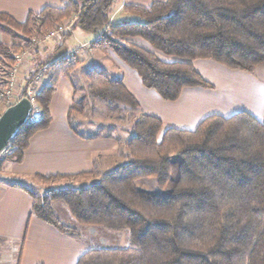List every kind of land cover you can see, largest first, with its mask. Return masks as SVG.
<instances>
[{
    "label": "trees",
    "instance_id": "1",
    "mask_svg": "<svg viewBox=\"0 0 264 264\" xmlns=\"http://www.w3.org/2000/svg\"><path fill=\"white\" fill-rule=\"evenodd\" d=\"M120 1L60 0L62 7L30 12L23 23L0 13V23L25 36L22 46L0 43L3 74L8 75L15 53L31 50L32 39L42 38L69 19L74 22L63 33L64 40L75 30L98 35L96 47L111 51L136 71L144 87L165 101H175L183 88L213 87L194 69L193 60L207 59L243 72L264 63V0L124 5L123 12L138 21L110 22L112 8ZM134 38L176 60H161L155 52L130 41ZM49 63V76L37 94L40 119L20 129L10 142L12 153L0 160V167L5 161L20 163L31 136L49 126V103L56 83L61 76L70 78L77 66L63 56ZM86 79L91 99L122 106L133 115V134L121 146L125 162L97 183L51 189L41 196L14 184L30 193L36 218L68 237L79 235L57 218L54 202L65 205L79 225L128 232L127 248L91 249L77 264H264V123L246 112L227 118L210 115L194 130L168 128L158 141L161 120L140 110L120 77H110L104 68L94 66ZM174 156L181 160L166 197L136 188V182L147 178L159 189L165 188Z\"/></svg>",
    "mask_w": 264,
    "mask_h": 264
},
{
    "label": "crops",
    "instance_id": "2",
    "mask_svg": "<svg viewBox=\"0 0 264 264\" xmlns=\"http://www.w3.org/2000/svg\"><path fill=\"white\" fill-rule=\"evenodd\" d=\"M157 1L164 0H121L112 8V22L127 21L129 15L123 12L124 5L148 7ZM47 6L62 7V3L60 0H0V13L23 23L30 12L38 13ZM4 26L0 23V43L22 46L25 38L16 30L13 38L5 37L9 29H3ZM62 35L57 41L37 50L24 72L25 79L32 76L39 65L64 56L79 44L91 43V53L69 58L72 62L79 60L76 72L89 65L104 68L107 72L110 65L111 69L121 72L123 85L136 99L141 111L159 118L162 129L191 130L207 116L227 118L238 112H246L264 123V63L257 65L252 72H243L207 59L193 60L194 69L213 87L183 88L175 101H165L156 92L144 87L136 71L111 51L96 47L94 44L98 35L80 30L73 31L65 40ZM130 41L152 51L141 39ZM155 54L162 60L157 52ZM167 59L169 62L176 60L174 57ZM218 74L222 75V99L217 90L220 85L209 79ZM6 81L7 75L0 69V88L5 86ZM76 96L74 78L61 76L49 103V126L31 136L20 163L5 161L0 167V264H77L88 250L108 247L109 243L98 246L100 238L108 242L112 235H116L100 227L79 225L72 217H67L69 226L79 232L77 239L68 237L36 218L32 213L33 198L30 193L14 186L20 184L30 191L26 183L38 177H74L85 181L96 177L94 180L98 181L122 163L119 156L116 159L117 155H122V145L114 135L79 136L70 128V112ZM161 137L162 134L158 135V141ZM120 235L124 240L121 245L118 243V248H127L129 236L125 232ZM112 242L115 243L113 239Z\"/></svg>",
    "mask_w": 264,
    "mask_h": 264
},
{
    "label": "rangeland",
    "instance_id": "3",
    "mask_svg": "<svg viewBox=\"0 0 264 264\" xmlns=\"http://www.w3.org/2000/svg\"><path fill=\"white\" fill-rule=\"evenodd\" d=\"M127 21L126 22H136L138 19L133 16H127ZM64 23V21L61 23V25ZM5 28L3 29H9L6 30L5 37L7 38H13L15 30L8 28V26H4ZM14 31V32H13ZM19 33V32H18ZM22 35V34H21ZM24 38L25 36L22 35ZM32 36H34L32 34ZM71 42V41H70ZM144 45L147 46L150 50L154 51L146 42L142 41ZM157 52V51H155ZM158 55L161 56L162 60L169 62L167 59L168 56L163 55L160 52H157ZM56 61V59L54 60ZM77 60H74L72 63H76L80 65V63L75 62ZM106 61V60H104ZM53 62V61H52ZM107 62V61H106ZM50 64V63H49ZM48 64V65H49ZM49 67V66H48ZM92 66H84L82 69H80L79 73L76 72V68L72 71L70 77L74 78L75 82V87L77 91V96H76V102L74 104V107L72 109V113L70 112V119L69 123L71 127H73L78 133L83 134L84 136H92V135H114L115 138L120 142V145L124 146L129 139V137L133 134V125H132V119L133 115H131L130 112H124V109L122 106H108L107 104L98 101V100H93L89 97L87 94V86L88 82L86 79V73L87 71L90 70ZM0 69L2 71H5V67L3 66L2 62L0 61ZM132 69V68H131ZM133 70V69H132ZM135 71V70H134ZM86 72V73H84ZM108 73L110 77H120L122 79V73L115 71L110 68V65L108 67ZM49 75H47L46 78H48ZM212 82H214L216 85H220L217 87L219 90L218 93L220 95V99H222V75H212L209 77ZM47 80V79H46ZM45 80V82H46ZM45 82L40 84L38 86V89H40ZM4 88V86L2 87ZM39 91V90H38ZM141 110V109H140ZM182 126V125H180ZM169 127L166 128H161V131L159 135L163 134V132L168 129ZM196 128V127H195ZM194 128V129H195ZM178 129V128H176ZM191 129V130H194ZM180 130H187V128L180 129ZM189 130V129H188ZM121 154L124 152V148H121ZM12 153V150L9 151L8 153H4L1 157L0 160L2 159H7V157ZM123 162H125L124 159V154L122 155H117L116 159H119ZM180 157L179 156H174L171 159V176L166 184L165 188L159 189L153 179L147 178V179H142L138 182H136V188L142 191H147L152 194L160 195L162 197H166L170 191L172 190L175 181L177 179V174H178V165L180 163ZM96 177L93 178V180H82V179H75L74 177L72 178H52V179H40V178H35V179H30L28 183H26L28 188L30 189L31 192L35 193L38 196L43 195L46 191L51 190V189H58V188H64V187H70V188H80L84 186H88L93 183H97L98 181H95ZM101 179V178H100ZM93 183H90V182ZM89 182V183H87ZM53 209L54 212L57 216V218L66 226H69L67 221L69 220L67 217H72L70 213L68 212L67 208L65 205H63L61 202H54L53 203ZM68 215V216H66ZM67 223V224H66ZM71 227V226H69ZM73 228V227H71ZM101 228V227H100ZM75 229V228H74ZM104 229V228H103ZM77 230V229H76ZM125 234H128V232L124 231ZM124 232L116 233V235H112V237L108 240V242L103 241L106 239L100 238V244L98 246H106L108 245L107 248H99V249H123V248H118L119 244L121 245V241L124 240L123 235H120ZM78 235L79 232L77 231ZM114 233V232H113ZM112 239L114 240L115 243L112 242ZM103 241V242H102ZM118 241V242H116ZM129 241V239H128ZM119 243V244H118Z\"/></svg>",
    "mask_w": 264,
    "mask_h": 264
},
{
    "label": "built area",
    "instance_id": "4",
    "mask_svg": "<svg viewBox=\"0 0 264 264\" xmlns=\"http://www.w3.org/2000/svg\"><path fill=\"white\" fill-rule=\"evenodd\" d=\"M112 18L110 19V22ZM74 19H69L64 21L61 26H58L56 29L49 31L40 39H32V49L21 50L14 54L13 64L11 65L8 75L6 85L3 89H0V115L2 112L15 104L21 98V90L24 89L25 97L32 104V111L26 121V124L36 123L41 116V109L37 101L38 86L45 82L48 75V66L40 68L34 74L30 82H26L24 77V72L26 71L27 65L33 56V51L35 49H40L41 47L48 46L50 43H53L58 40L59 36L63 33L70 31L73 25ZM92 51L91 43L79 44L75 48L69 50L63 57L70 58L73 56H81L82 53L86 56ZM12 149L10 144L0 153V157L4 153H8Z\"/></svg>",
    "mask_w": 264,
    "mask_h": 264
},
{
    "label": "water",
    "instance_id": "5",
    "mask_svg": "<svg viewBox=\"0 0 264 264\" xmlns=\"http://www.w3.org/2000/svg\"><path fill=\"white\" fill-rule=\"evenodd\" d=\"M32 111V104L21 97L15 104L6 108L0 115V153L17 136Z\"/></svg>",
    "mask_w": 264,
    "mask_h": 264
}]
</instances>
